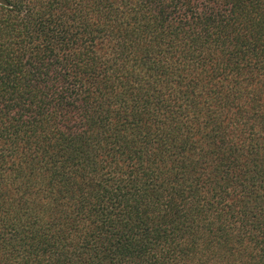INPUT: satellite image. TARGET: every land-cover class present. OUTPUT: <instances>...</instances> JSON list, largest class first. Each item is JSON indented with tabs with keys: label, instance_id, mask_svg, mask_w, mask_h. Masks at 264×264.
Instances as JSON below:
<instances>
[{
	"label": "trees",
	"instance_id": "trees-1",
	"mask_svg": "<svg viewBox=\"0 0 264 264\" xmlns=\"http://www.w3.org/2000/svg\"><path fill=\"white\" fill-rule=\"evenodd\" d=\"M0 264H264V0H0Z\"/></svg>",
	"mask_w": 264,
	"mask_h": 264
}]
</instances>
